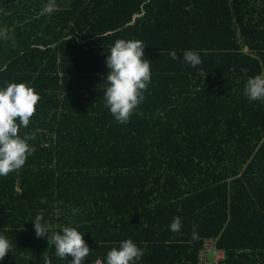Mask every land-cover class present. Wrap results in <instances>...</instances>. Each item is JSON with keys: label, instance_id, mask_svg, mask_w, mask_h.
Here are the masks:
<instances>
[{"label": "trees", "instance_id": "16d2710c", "mask_svg": "<svg viewBox=\"0 0 264 264\" xmlns=\"http://www.w3.org/2000/svg\"><path fill=\"white\" fill-rule=\"evenodd\" d=\"M46 3L0 0V86L23 82L40 97L19 128L31 137L25 165L0 176L11 242L0 264H70L36 237L37 214L48 235L84 234V264H104L128 238L143 250L137 264H204L206 241L224 254L217 264H262L264 101L243 89L264 71V0H55L36 18ZM118 39L141 40L151 61L126 123L101 85ZM186 49L201 64L184 63Z\"/></svg>", "mask_w": 264, "mask_h": 264}, {"label": "clouds", "instance_id": "9594fccd", "mask_svg": "<svg viewBox=\"0 0 264 264\" xmlns=\"http://www.w3.org/2000/svg\"><path fill=\"white\" fill-rule=\"evenodd\" d=\"M56 8L55 0H47L41 14L52 13ZM0 36L7 38L5 33ZM145 45L138 39H118L106 54L107 73L103 75V99L115 121L126 123L136 107L144 100L143 92L151 81V61L145 55ZM170 56L178 57L175 50ZM183 62L191 67L201 64L198 51L186 49ZM246 71V69H242ZM244 96L250 102L264 101V71L248 77L243 89ZM39 95L29 85L23 82H7L0 86V176L22 168L32 147L28 143L30 136L19 134L20 127H27L35 115ZM33 229L37 238L46 237L48 245L55 249L56 257L60 259L71 256L70 264H84L90 255V248L78 228L64 226L59 232L48 235V222L37 214L33 221ZM180 217H174L170 230L179 231ZM195 236V232L193 233ZM11 250V242L0 233V261H3ZM143 250L131 239L120 241L107 253L104 264H137L142 258ZM43 264H51L45 258ZM96 264H101L100 260Z\"/></svg>", "mask_w": 264, "mask_h": 264}, {"label": "crops", "instance_id": "0c3cea01", "mask_svg": "<svg viewBox=\"0 0 264 264\" xmlns=\"http://www.w3.org/2000/svg\"><path fill=\"white\" fill-rule=\"evenodd\" d=\"M208 250H213V253H214V257H213L212 260L208 259L207 253H206L207 260H210L211 261V262L208 261L209 264H214L215 263V260H217L216 257H218L220 259H222L224 257L223 252L216 250V248H208V249H206V251H208ZM262 264H264V262H262Z\"/></svg>", "mask_w": 264, "mask_h": 264}, {"label": "built area", "instance_id": "2783aa9c", "mask_svg": "<svg viewBox=\"0 0 264 264\" xmlns=\"http://www.w3.org/2000/svg\"><path fill=\"white\" fill-rule=\"evenodd\" d=\"M208 248H215V245H214V242H212V241H206V245H205V250L202 252V258H201V261H202V263H204V264H209V262H208V260H207V258H206V249H208ZM102 262V261H101ZM103 264V263H102ZM214 264H216V261H215V263Z\"/></svg>", "mask_w": 264, "mask_h": 264}, {"label": "rangeland", "instance_id": "374dc122", "mask_svg": "<svg viewBox=\"0 0 264 264\" xmlns=\"http://www.w3.org/2000/svg\"><path fill=\"white\" fill-rule=\"evenodd\" d=\"M42 16H43V14H41V15H37L36 18L41 19ZM244 51H247V49H245ZM206 253H207V257H208V259L212 260L213 257H214L213 250H208V251H206ZM216 259H217V260H215V261H216V264H217V263L219 262L220 258L216 257ZM210 260H209V261H210ZM102 263H103V262H101V264H102Z\"/></svg>", "mask_w": 264, "mask_h": 264}, {"label": "water", "instance_id": "95a60500", "mask_svg": "<svg viewBox=\"0 0 264 264\" xmlns=\"http://www.w3.org/2000/svg\"><path fill=\"white\" fill-rule=\"evenodd\" d=\"M137 17V16H136Z\"/></svg>", "mask_w": 264, "mask_h": 264}]
</instances>
